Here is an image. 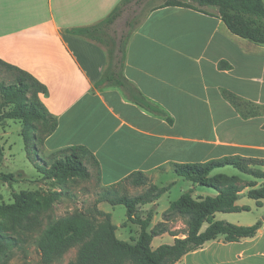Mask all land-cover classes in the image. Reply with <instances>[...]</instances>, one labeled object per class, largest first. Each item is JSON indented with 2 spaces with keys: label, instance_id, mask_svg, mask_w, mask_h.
<instances>
[{
  "label": "crops",
  "instance_id": "0c3cea01",
  "mask_svg": "<svg viewBox=\"0 0 264 264\" xmlns=\"http://www.w3.org/2000/svg\"><path fill=\"white\" fill-rule=\"evenodd\" d=\"M122 1L0 0V61L45 87L40 101L57 119L45 154L84 148L91 179L102 188H118L135 173L170 187L181 178L176 166L232 159L264 172V44L231 33L216 10L163 4L148 5L129 31L118 34L125 11L150 0H131L97 40L69 32L101 24ZM237 171L242 182L264 183ZM134 188V196L145 190ZM166 193L145 205L156 206L154 220L173 203L164 204ZM104 204L98 209L111 215ZM236 205L245 207L239 200ZM242 213L225 221L254 225L239 220ZM258 221L254 238L218 239L182 260L264 264V217Z\"/></svg>",
  "mask_w": 264,
  "mask_h": 264
},
{
  "label": "trees",
  "instance_id": "16d2710c",
  "mask_svg": "<svg viewBox=\"0 0 264 264\" xmlns=\"http://www.w3.org/2000/svg\"><path fill=\"white\" fill-rule=\"evenodd\" d=\"M130 1L123 0L101 24L69 32L97 40L106 28H110L121 18ZM163 5L190 7L202 12H207V9L216 10L217 16L223 20L231 33L256 44H264L263 0H165ZM123 48L124 46L120 49L122 54L124 53ZM0 64L17 73L14 84L5 86L0 83L1 118L38 121L44 128L40 137L31 135L27 131L22 134L28 159L43 172L46 180H56L63 184L67 183L70 178L91 179V173L85 164L87 152L82 147L71 148L63 156L51 155L49 161L44 164L37 163L39 160L37 145L43 146L45 139L55 131L58 123L37 96L30 101L27 95L33 88L38 94L44 93L46 89L29 73L1 61ZM9 106L14 109L5 112L4 109ZM32 130L36 128L32 127ZM227 165L257 180H264V172L251 169L249 163L240 159L201 166H176L174 172L177 176L191 182L194 187L214 189L217 195L196 198L193 195L194 190L185 192L164 213L163 221L150 229L152 214H148L147 218L143 219L140 211L143 206L159 199L167 189H158L150 184L149 179L142 173L132 174L122 185L129 183L134 187L149 186L148 190L137 196H129L121 194L115 188H108L98 197L96 207L92 212L77 210L71 215L57 219L47 228L40 229L37 246L41 253V264H55L65 253L74 248H77V257L70 264H179L186 255L218 239L233 243L240 242L242 239L254 238L262 226V221L252 226H238L215 218L218 213L231 214L248 211V208L236 205L240 194L246 188H250L248 198L256 201L258 206L264 201V183L256 187V182L245 183L237 176L219 174L211 177L214 170ZM260 165L264 166V162ZM2 177L5 181H11L14 178L12 174L2 175ZM61 196L60 193L55 192L40 202L32 198L31 194H15L16 204L2 208L4 214L11 217L17 224L20 223V217H26L29 221L36 220L34 225L40 228L41 209L51 208ZM101 203L126 207L128 221L141 227L140 235L135 243L117 238V227L112 223L111 215L98 209ZM176 216L186 221L187 231L183 232V237H179V233L170 231L166 226ZM204 226L207 227L203 229ZM163 234L171 235L174 243L152 249L153 239ZM17 245V239L0 228V261Z\"/></svg>",
  "mask_w": 264,
  "mask_h": 264
},
{
  "label": "rangeland",
  "instance_id": "374dc122",
  "mask_svg": "<svg viewBox=\"0 0 264 264\" xmlns=\"http://www.w3.org/2000/svg\"><path fill=\"white\" fill-rule=\"evenodd\" d=\"M164 2L165 0H150L148 3L144 2V7L140 6L142 8L141 11L139 10L140 7H129L121 18L118 25V32H116L118 34L124 32L125 34L130 30V27L132 28V26L140 20L142 14H145L148 10V5L155 6L164 4ZM126 19L127 25L125 22ZM16 79L17 73L15 71L9 70L7 67L0 64L1 84L10 86L16 82ZM27 96L31 101L35 96L39 98L40 94H38L37 90L33 88L29 91ZM13 109L12 106H9L8 108H5L4 111L9 112ZM41 125L42 123L38 121L7 120L0 116V148L2 149L0 152V228L18 241V245L9 251V253L0 261V264H41V253L37 246L39 230L47 228L57 219L71 215L77 210L92 212L96 207L95 204L98 197L108 189L102 188L95 178H70L67 183L63 184L56 180H46L43 172L35 167V165H33L28 159L24 137L22 136V134L27 131L31 133V135L40 137L42 130H44ZM32 127L33 129L36 128V130H32ZM37 150L38 159L40 160H38L37 163L44 164L48 162L51 155L45 154L43 146L38 144ZM67 153L68 150L53 155L63 156ZM218 172L224 173L228 176L239 175V172L232 167ZM218 172H214L213 175L218 174ZM9 174H12L14 178L11 181H5L2 175ZM161 185L162 184L159 183L156 187L158 189H167V193L165 192L167 194L164 201L165 205L179 200L182 194L190 190H194L193 195L196 198L208 196L214 197L217 195V192L214 189L200 186L194 187L191 182L182 178H178V182L173 183L170 187H161ZM144 188L145 192L148 190L149 186ZM115 190L121 194H128L129 196H134L137 193L134 186L129 183L123 184L120 187L115 188ZM55 192L60 193L62 196L60 200L52 205L51 208L41 209V213L39 214L41 222L40 228L34 225L37 222L36 220L29 221L26 217H20V223L17 224L16 221H13L11 217L6 216L3 212L2 207L13 206L16 204L14 198L15 194H31L32 198L43 202L45 197ZM239 205H243L249 209L248 211H244L240 216H237L240 217L239 220H242V222H252V224H255L258 220H261L264 217V207L258 206L255 201L249 199L246 195L240 197ZM102 209L111 213L112 223L117 227V238L132 244L135 243V240L138 239L140 235L141 227L138 224L128 221L126 207L124 205L111 206L109 204H104ZM144 209L145 210L140 211V216L143 219H146L150 213L153 216L150 229L163 221L165 212H159V216L154 220V217L156 216L155 212L157 210L156 206H145ZM235 216L236 215L218 213L215 215V218L219 221H225L227 217ZM32 217L33 214L31 215V218ZM166 226L170 231L179 233V237H183V232L187 231L186 221L177 216L167 223ZM206 227L207 226H204L203 229ZM172 238L173 237L169 234L163 237H156L152 242V249H157L162 245H172L174 243ZM76 257L77 248H74L65 253L55 264H70L76 259ZM195 259H197L198 262L203 261L202 256H198ZM189 263V261L184 262V260L179 262V264Z\"/></svg>",
  "mask_w": 264,
  "mask_h": 264
}]
</instances>
